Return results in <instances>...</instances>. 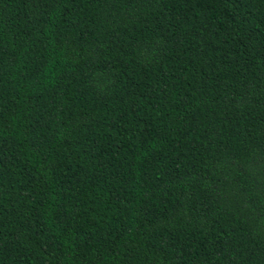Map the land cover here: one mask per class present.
Returning <instances> with one entry per match:
<instances>
[{
  "label": "trees",
  "instance_id": "16d2710c",
  "mask_svg": "<svg viewBox=\"0 0 264 264\" xmlns=\"http://www.w3.org/2000/svg\"><path fill=\"white\" fill-rule=\"evenodd\" d=\"M0 264H264V0H0Z\"/></svg>",
  "mask_w": 264,
  "mask_h": 264
}]
</instances>
